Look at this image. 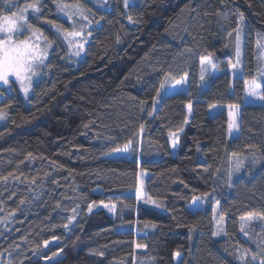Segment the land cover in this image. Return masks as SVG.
I'll list each match as a JSON object with an SVG mask.
<instances>
[{
  "label": "trees",
  "instance_id": "trees-1",
  "mask_svg": "<svg viewBox=\"0 0 264 264\" xmlns=\"http://www.w3.org/2000/svg\"><path fill=\"white\" fill-rule=\"evenodd\" d=\"M14 3L0 14L36 3L24 33L51 48L27 98L0 90V264H261L264 220L241 217L264 215V100L245 101L246 81L264 95V0Z\"/></svg>",
  "mask_w": 264,
  "mask_h": 264
},
{
  "label": "snow or ice",
  "instance_id": "snow-or-ice-1",
  "mask_svg": "<svg viewBox=\"0 0 264 264\" xmlns=\"http://www.w3.org/2000/svg\"><path fill=\"white\" fill-rule=\"evenodd\" d=\"M3 2L5 5L9 7H13V6L19 7L18 4L14 3V0H3ZM125 4L127 6V0H125ZM58 6L61 7V10L69 7L68 5H62V6L58 5ZM76 8L79 11V5H76ZM29 9L39 12V7L37 6L36 3H28L23 8H20L19 11L11 12L10 15L0 14V34H3L2 38H0V81H3L5 84L8 83L9 76H15L17 80L21 81L22 87H24V81L31 80V76L29 75V73H31L32 75L36 74L34 72V65L38 63L43 64L44 58L47 53L46 48L41 49L39 44H34L28 39L16 40L13 38L14 33H19L22 30H32V26L27 22L28 18L25 15ZM80 14L83 15L82 12ZM129 19H131V17H129ZM241 19H242V14H241ZM34 31L37 33L39 32L38 29ZM79 36H81L80 32H75V31L68 32L66 30L64 31L65 39H68L69 37L76 38ZM78 47L82 49L83 45L79 44ZM77 55H79L78 52ZM237 57H238L237 62H239V33L237 34ZM205 63L212 65L213 67L215 66L212 64L211 56L203 57L201 59V64L203 65ZM232 67L235 68L236 65H233ZM201 79H203V76L201 77ZM177 83H182V81H177ZM245 85L246 87L249 88V95L252 96L258 95L257 89L260 88L259 84L253 81L249 85V82L246 81ZM160 87L163 88L164 84L161 83ZM24 91L27 92L28 88L24 87ZM157 94L159 95V92ZM259 98L264 100V95H259ZM190 107L191 106L189 105V108ZM2 115L3 114L0 113V117H2ZM231 115L232 114L230 113V116ZM233 127H235L234 120L229 123V129L231 130ZM128 149H129V144H125L123 149H114V151L127 152ZM236 155H237L236 153H233V156ZM241 163H242L241 161L237 162L236 164L237 171H239ZM105 207H107V205H105ZM89 211H91V206L89 207ZM257 215L259 216L260 220H264V215H260L252 212H249L245 216L241 217V220L243 221L241 225L242 232L244 231V228L248 225V223L251 222L253 218ZM221 219H223V217H221ZM262 230H264V228H262ZM216 234L218 235L219 232ZM253 259H255V257H253ZM261 264H264V260L261 261Z\"/></svg>",
  "mask_w": 264,
  "mask_h": 264
},
{
  "label": "rangeland",
  "instance_id": "rangeland-1",
  "mask_svg": "<svg viewBox=\"0 0 264 264\" xmlns=\"http://www.w3.org/2000/svg\"><path fill=\"white\" fill-rule=\"evenodd\" d=\"M101 1H103V0H101ZM133 2H134V0H127V4H132ZM80 13H81L80 9H79V11L74 9L72 12H70V14L65 13V17L67 18L68 21L74 23V25L76 27L75 29H73L70 32H73V31L80 32L81 36L76 37V38L69 37L68 39H65L64 38V33L61 34V37H62V39L64 40V42H65V44L67 46L69 55L74 57V58L81 57V55L83 53L84 46H85V44L87 42V37L84 35L85 28L82 27L84 22H85V16L81 15ZM24 31L25 30H22L19 33H14L13 34V38L16 39V40L28 39L34 44H39L41 49H45L46 48L47 49V53H46V56L44 58V62H43V64H39L38 63V64L34 65V72L36 74L32 75L31 73H29V75L31 76V80L30 81H28V80L24 81V87L28 88L27 92L24 91V87H22L21 81L17 80L15 78V76H9L7 84H5L3 81H0V90H4V91L8 92L12 86H15L18 89V91L20 92V94L23 97L27 98L30 95V91H31V87H32L33 83L40 76L41 69H42L43 65L45 64V62H46V59L48 57V54H49V51H50L51 47L38 33L32 32V33H29V34H25ZM2 36H3V34H0V38H2ZM70 41H71V43H70ZM79 44L83 45L82 49L78 47ZM77 52L79 53V55H77ZM250 84H251V82L249 83V85ZM181 89H182V83H176L171 88L172 91H179ZM257 93H258V95H256V96L249 95V88L247 87L245 101L247 103H249V104H258L260 102V98H259L260 88L257 89ZM230 113L232 114L231 115V122L234 120L235 126H236L235 107L231 108V112ZM235 133H236V130H235V127H233L230 130V136H234ZM177 137H178L177 134L169 136V142H170V146H171V150L172 151H174L176 149ZM173 145H175V146H173ZM123 148L124 147H122L121 149H123ZM129 155H130V144H129V149H128L127 152H125V151H114V152L108 154L106 157L107 158H127ZM142 177H143V175H141L140 178H142ZM136 194H137V199L138 200L143 198V197H145V193H144L143 187L140 184V179H139V183H138V186H137V193ZM201 203H202L201 199H199L197 201H193L187 206V209H189L190 211H194L196 209H199V207L201 206ZM105 205H107V207H105ZM97 208L100 209V210H103L108 216H112L113 215V212H114L113 205L99 204V205H97ZM109 209H112V210H109ZM215 215L217 216V211L215 212Z\"/></svg>",
  "mask_w": 264,
  "mask_h": 264
},
{
  "label": "crops",
  "instance_id": "crops-1",
  "mask_svg": "<svg viewBox=\"0 0 264 264\" xmlns=\"http://www.w3.org/2000/svg\"><path fill=\"white\" fill-rule=\"evenodd\" d=\"M235 130H236V128H235ZM236 134V133H235Z\"/></svg>",
  "mask_w": 264,
  "mask_h": 264
}]
</instances>
